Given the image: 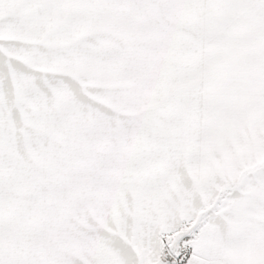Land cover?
I'll return each mask as SVG.
<instances>
[{
    "label": "snow or ice",
    "instance_id": "obj_1",
    "mask_svg": "<svg viewBox=\"0 0 264 264\" xmlns=\"http://www.w3.org/2000/svg\"><path fill=\"white\" fill-rule=\"evenodd\" d=\"M0 264H264V0H0Z\"/></svg>",
    "mask_w": 264,
    "mask_h": 264
}]
</instances>
